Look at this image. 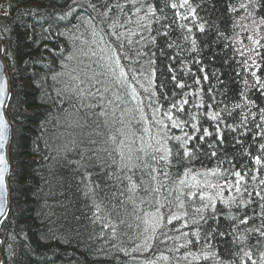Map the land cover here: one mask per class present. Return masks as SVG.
Here are the masks:
<instances>
[{"label":"trees","instance_id":"1","mask_svg":"<svg viewBox=\"0 0 264 264\" xmlns=\"http://www.w3.org/2000/svg\"><path fill=\"white\" fill-rule=\"evenodd\" d=\"M111 1L0 0L11 127L2 264H132L129 249L151 259L172 240L170 229L194 236L191 248L185 245L192 262L224 264L240 254L243 264H264V0H150L159 14L148 10L149 0ZM169 68L193 85L183 91L194 97H176L189 99L185 110L196 112L193 104L203 102L200 112L220 113L225 143L217 157L152 159L182 135L165 127L169 105L158 85L171 79ZM193 122L213 131L210 119ZM227 161L235 170L248 166L239 193L234 176L225 186ZM192 201L214 207L192 217ZM153 205H160L165 229L138 231ZM207 209L223 214L216 220L224 236L205 238Z\"/></svg>","mask_w":264,"mask_h":264},{"label":"snow or ice","instance_id":"2","mask_svg":"<svg viewBox=\"0 0 264 264\" xmlns=\"http://www.w3.org/2000/svg\"><path fill=\"white\" fill-rule=\"evenodd\" d=\"M186 2L187 0H185V3ZM171 7L176 8V5L172 4ZM148 10L155 11L156 9H154L151 5H149ZM198 71L203 73L204 69L200 68L198 69ZM169 73L171 74V79L168 81H162L158 85L160 89V96L162 97L163 102L169 105L167 110L164 112V115L167 117V120L170 122V125H165V127L170 126L171 128H180L182 135L171 136L169 138L170 141H174L175 143H173L170 148H165L164 154L160 155L159 159H157L155 155L152 156V159L157 163L160 162L170 163V158H171V160H175L177 163L182 164L185 158H187V160L189 161L197 159L198 153L208 155L210 157H217L218 154H221L223 151L221 145L225 143V136L221 131L220 113L200 112L199 110L204 107L203 102L193 104L192 107H194L197 110L196 112H193L191 108L185 110V105L189 104V99L183 98L182 101H177L176 97L177 95H182V97H189V96L194 97L195 94L183 91L185 88L192 87L193 85L188 84L184 80H180L178 82L177 76L175 74H172L171 68H169ZM184 75L191 77L194 76L195 74L189 72V73H185ZM253 75H255V73ZM212 77L215 79H219L215 73H212ZM202 79L204 81H208L209 75L205 73ZM193 83L194 85H201V77L196 76ZM169 86H171L170 88L171 95H169L168 91H165V89H168ZM211 91L212 88L209 87L208 92ZM4 92H5V86L3 83H0V108L6 105V97L4 96ZM209 99L213 101V104H215V97H209ZM213 104H208V107L209 108L213 107ZM261 111L264 112V110ZM173 112H175V116L173 115ZM198 116L200 121H203L204 119H210V121L213 122V131H210L208 127L198 126L197 122H193V121H197ZM0 117H2V113H0ZM181 117H183V119ZM9 127L10 126L7 124V122L4 121L2 118H0V214H5L7 211L6 197L9 194L7 189L6 178H5V171L8 169V161L5 155V148L8 142ZM186 128L191 129V134H189V132L185 130ZM201 132L202 134H200ZM210 137H214V139H212V141L209 143L208 138ZM204 147L215 150L210 151L208 153H204L202 151ZM260 149L264 150V145H260ZM254 159L256 164H261L262 162L261 156H256ZM225 162H226V157L225 160L220 161V164L223 165ZM227 163L230 165V167L226 168L224 172L225 186L232 187V185L228 183V178L230 176H234L236 191L237 193H239L241 188L244 187L242 182L245 179V175H242V171L247 169L248 166L242 165L239 170H235L236 165L232 161H227ZM162 174L167 175V173H162ZM216 174L220 175L219 169H217ZM19 179L22 180L23 176H20ZM253 179H255V177H253ZM261 183H264V181H262ZM201 199H203V196H201ZM232 202H235V198H233ZM225 203H229V202L225 201ZM241 203L243 202L241 201ZM204 207L209 208L214 206L206 204L204 205ZM237 210H239V204L237 205ZM216 216H217L216 211L211 212L207 217L201 216V220L204 221V226H206V227L201 226L205 232V238L208 237L215 238V236L225 235V232L220 230V225L216 220ZM261 235H264V233H261Z\"/></svg>","mask_w":264,"mask_h":264},{"label":"bare ground","instance_id":"3","mask_svg":"<svg viewBox=\"0 0 264 264\" xmlns=\"http://www.w3.org/2000/svg\"><path fill=\"white\" fill-rule=\"evenodd\" d=\"M98 3H104V4H107V3H112L111 0H97ZM140 1V0H139ZM110 3V4H111ZM148 5H151L154 9H156V7H154L153 3L149 0ZM175 4V3H173ZM169 7H171L170 3L168 4ZM177 8V7H176ZM119 11L117 13V16L121 14L122 16V8L119 6L118 7ZM130 9H137V6L136 7H130ZM141 11V10H138V12ZM156 13L159 14V12L157 10H155ZM58 14V13H57ZM138 16V14H137ZM261 16V15H260ZM262 17V16H261ZM139 19V17H138ZM115 24L114 22L112 23V25ZM203 24V22H202ZM233 25V24H232ZM261 34L264 35V23H262L261 25ZM112 31H113V27L111 28ZM119 31L120 32H124L125 30L121 27H119ZM107 35L108 34V29H104L102 32H101V35ZM114 59H116V55L113 56ZM242 73V72H241ZM243 78L241 79V84L244 85L245 81H246V78L244 75H242ZM136 92V91H135ZM134 91H130V95L132 96H135L136 93ZM8 103H9V100L7 102V105H6V108H5V115L8 119V116H7V107H8ZM9 121V119H8ZM191 196V195H190ZM190 196L188 197V199H190ZM202 203V202H201ZM201 204L197 201H192L191 203H189V207H190V212L189 214L193 217L195 214H199L201 215V213L198 212V209L200 208H205L204 206L203 207H199ZM203 205H206V204H203ZM235 206L238 205L237 202H235L234 204ZM244 204H239V208H242ZM202 206V205H201ZM161 209L160 205H153L152 208L150 209V214H148V219L147 221L142 224L141 226V229L139 228L138 231H144L146 232L147 234H154L156 233V228H159V229H165L163 227V225L161 224V214L158 212L159 210ZM214 211V210H213ZM213 211H209L208 209L205 211V217H207L206 215H209L211 212ZM216 213H218L216 211ZM223 214L219 212V214H217V216H222ZM216 216V217H217ZM190 217V216H189ZM192 219V218H191ZM172 225H174L173 227L176 228L177 230L181 231V232H184L186 230L185 228V225L183 224V221L182 220H173L172 221ZM140 233V237L139 239L143 238L145 236V233ZM154 232V233H153ZM158 233H165V231H158ZM175 234V231L170 229L167 231V235H171L170 237L172 238L171 239H166L163 243H161L159 246H158V255L156 256H152L151 259L149 258H144L142 259L139 255H134L133 252L134 250H131V249H135V245L133 246V248L129 249L130 250V253L127 254V257L130 258L132 264H143V262H147L145 264H165L164 262L166 261L167 263H171V264H201L200 262H192L188 256V253L191 252L190 249H188L185 245L186 243L188 244V247L191 248V245L193 243V239H194V236L190 239V236L187 235L186 236V233H180L176 236H173ZM180 238L184 239V240H181V241H184L185 243L183 242H180ZM152 242H154V237H152L150 239ZM134 243L136 244V241H134ZM143 252L144 253H148L151 248L149 246V244L147 246H144L143 248ZM234 257L235 259H237V261L239 262V264H243V261H242V257L241 255L239 254V256L236 254L235 256H232ZM232 257H226V259L224 260V264H231V262L233 261V258ZM0 260H1V264H2V253H1V248H0ZM165 260V261H163ZM234 264V263H233Z\"/></svg>","mask_w":264,"mask_h":264},{"label":"water","instance_id":"4","mask_svg":"<svg viewBox=\"0 0 264 264\" xmlns=\"http://www.w3.org/2000/svg\"><path fill=\"white\" fill-rule=\"evenodd\" d=\"M2 52H3V48H2V43L0 41V83H3L5 86L4 96L6 97V105H7V102H8L9 97H10L9 77H8L7 67H6L5 61L3 60ZM6 105L4 107L0 108V113H2V117H0V118H2L4 121H6L7 124L10 126V123H9L5 113H4ZM10 137H11V128L9 127V129H8V142H7V145L5 148V155H6V158L8 161V169L5 171V178H6L8 193H9V187H8V175H9L8 149H9V144H10ZM9 196L10 195L8 194L6 197V200H7L6 209H7V211L5 214H0V226H1L2 221L5 219V217L8 213V210H9V204H10ZM0 264H1V260H0Z\"/></svg>","mask_w":264,"mask_h":264}]
</instances>
